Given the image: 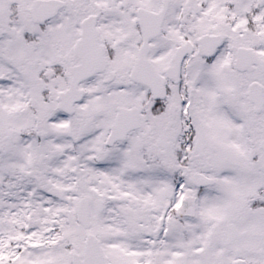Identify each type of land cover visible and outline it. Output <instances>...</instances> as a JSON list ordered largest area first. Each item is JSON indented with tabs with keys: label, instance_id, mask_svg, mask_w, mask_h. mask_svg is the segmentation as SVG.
<instances>
[{
	"label": "snow or ice",
	"instance_id": "6c2138e0",
	"mask_svg": "<svg viewBox=\"0 0 264 264\" xmlns=\"http://www.w3.org/2000/svg\"><path fill=\"white\" fill-rule=\"evenodd\" d=\"M0 264H264V0H0Z\"/></svg>",
	"mask_w": 264,
	"mask_h": 264
}]
</instances>
